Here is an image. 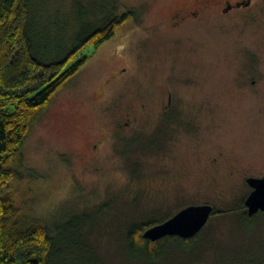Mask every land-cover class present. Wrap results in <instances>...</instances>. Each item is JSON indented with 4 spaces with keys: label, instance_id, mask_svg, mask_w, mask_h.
Instances as JSON below:
<instances>
[{
    "label": "rangeland",
    "instance_id": "rangeland-1",
    "mask_svg": "<svg viewBox=\"0 0 264 264\" xmlns=\"http://www.w3.org/2000/svg\"><path fill=\"white\" fill-rule=\"evenodd\" d=\"M198 1L48 0L55 17L104 2L133 21L82 51L87 62L33 124L4 193L26 226H57L98 264H144L127 255L131 225L208 204L215 214L196 239L157 264L264 262V215L247 228L238 211L246 179L264 176V0L228 13L215 0L177 27ZM168 104L179 129L160 135ZM82 214L80 231L65 227Z\"/></svg>",
    "mask_w": 264,
    "mask_h": 264
},
{
    "label": "trees",
    "instance_id": "trees-1",
    "mask_svg": "<svg viewBox=\"0 0 264 264\" xmlns=\"http://www.w3.org/2000/svg\"><path fill=\"white\" fill-rule=\"evenodd\" d=\"M47 2L0 0V264H98L79 243L59 239L57 226L53 234L44 225L26 226L12 196L4 193L17 178L14 165L21 167V150L33 124L87 62L82 51L91 48L95 53L133 21V15L107 13L104 2H95L89 8L76 3L69 19L60 18L52 15ZM93 10L104 13L100 21L93 19ZM238 211L247 228L264 215L249 217L244 201ZM169 218L128 228L125 242L131 260L157 264L168 246L185 249L196 239L199 233L191 239L165 237L155 243L142 238L146 229ZM88 220L85 214L70 216L65 227L80 231Z\"/></svg>",
    "mask_w": 264,
    "mask_h": 264
},
{
    "label": "water",
    "instance_id": "water-1",
    "mask_svg": "<svg viewBox=\"0 0 264 264\" xmlns=\"http://www.w3.org/2000/svg\"><path fill=\"white\" fill-rule=\"evenodd\" d=\"M246 183L251 188L244 200L247 215L252 217L259 212L264 213V176L247 178ZM212 212L213 207L208 204L185 207L168 220L146 229L142 238L152 243L165 237L191 239L206 226Z\"/></svg>",
    "mask_w": 264,
    "mask_h": 264
},
{
    "label": "flooded vegetation",
    "instance_id": "flooded-vegetation-1",
    "mask_svg": "<svg viewBox=\"0 0 264 264\" xmlns=\"http://www.w3.org/2000/svg\"><path fill=\"white\" fill-rule=\"evenodd\" d=\"M213 1L215 0H200L195 5L196 6L195 9L191 11L189 10L187 12H183V11L177 12V15H175V19H176L175 22L177 24V27L180 25L189 23L191 21H194L203 13L208 12L213 6L217 5V3H213ZM252 2L253 0H234L233 2H230L229 0H223V5L225 6L224 8H222V12L228 13L232 10L248 8L252 4ZM122 70H125V68H123ZM161 108L163 109V112H162L163 114L161 118H163L164 121H161V130L159 131L160 135L169 134L167 129H169L170 127L176 128L177 126V131H178L179 129L178 120L181 118V111L179 110V107L177 106V110H172L174 109V107L168 104ZM174 118L177 119V121H175ZM172 119L174 120V122H172Z\"/></svg>",
    "mask_w": 264,
    "mask_h": 264
}]
</instances>
